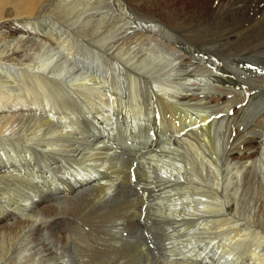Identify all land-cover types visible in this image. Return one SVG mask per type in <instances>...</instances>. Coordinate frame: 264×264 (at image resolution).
<instances>
[{"label":"bare ground","instance_id":"6f19581e","mask_svg":"<svg viewBox=\"0 0 264 264\" xmlns=\"http://www.w3.org/2000/svg\"><path fill=\"white\" fill-rule=\"evenodd\" d=\"M108 3L105 0H0V65L8 62H12L14 65L16 63L26 64L27 62L23 61V59H26L28 61L26 65L30 67V63H33L32 59L23 56L20 51L27 52L32 47L41 49L46 44L42 43L44 41L38 38L50 40L51 32L58 31L53 23L46 18H54L59 21L60 24L67 28V34L70 30L85 39L88 38L103 45L105 44L104 42L111 41L110 43L113 42V46H110L113 48L118 45H127L126 42L128 40L133 41L131 43H140L141 46H149L155 42L154 44H160L158 47L165 49V52L171 51L175 56L170 68H168L169 65L165 66V63L163 70L169 71V74L170 72H176L178 66L180 74L178 75V72H176V75L184 76L183 78L180 76V79H185L186 84L191 83L192 85L194 83L193 85L198 86L189 90L194 93L188 92L180 97L183 102H195L189 104L190 110L195 111L204 106L207 107V103H215L216 105L220 102L225 103L223 110L226 113L231 109V117H234L233 125L236 128L232 142L234 141L237 144L230 149L228 158L242 162V164L251 160L254 161L260 152L258 143L264 139V0H178L177 4L186 8L188 13L182 25L172 27L159 21H143L131 8L130 12L123 8L125 11L124 15L134 21L131 24L137 25L128 29L125 28L127 25L126 17L114 16ZM110 3L112 4V2ZM38 26L42 27V30H37L38 28L36 27ZM3 30L5 31L2 34ZM21 34L28 35L26 40L21 38L19 42L21 45L14 47V50L11 49V39H18ZM35 36L37 39H34ZM7 40L9 41L7 42ZM4 41L8 45L1 46V42ZM145 41L147 43H144ZM55 42L57 41L55 40ZM59 42L61 43V41ZM178 45L183 47V53L180 56L175 49L176 46L179 47ZM20 48L22 49L20 50ZM124 49L126 50V48ZM129 50L136 53L134 49ZM135 57V55L132 56L131 62H133L132 60ZM116 59L118 60V58ZM139 63L140 65L143 64L142 61ZM207 63H209L208 67H206ZM193 66H196V71L201 76L195 77V75H191L193 70H190ZM32 70L34 72L37 70L35 72L37 86L32 89V92L28 90L25 96H23L24 94L21 91L15 92L14 90L0 94V132L9 130L8 126L10 123L12 127H15L14 129L18 128L16 131L21 136L18 137L15 144L17 150H23L21 152L16 150L18 158H22L23 154L21 155V153H26L24 161H28L33 172H35V166L43 164L44 167H48V170L52 172H57V170L62 172V167L70 166L74 168L73 172L75 174H73L72 179L61 182L63 185H59L57 191L54 189V193L51 192L50 196L49 194L42 196L44 189L37 190L35 188V193H29L27 199L25 197L23 202L16 203L12 212L9 213L7 211L9 215H4L5 211L2 212L0 210V264H22L23 260H26L24 264H30V260L28 261L23 256L25 252L22 249L25 248L26 250L27 247L22 242L27 229H30L27 232L34 236L35 247L39 248L40 251L42 250L41 252L44 254L41 264H150L152 262L151 255H154L155 250L152 251L150 246H148L150 244L149 240L153 241V239L157 240L158 238L153 232L154 228L151 225L153 222L149 223V216L147 220H144L143 218L145 217H143L141 209H136V204H133L132 200H123L121 196H128V194L136 192L134 186L130 184V180L135 176L159 173L170 182H177V179L173 178L176 175L175 177L180 178L181 182L182 179L188 180L192 174H197L198 168L196 167V162H194L196 156L190 150L192 148L191 145L195 141L194 143L190 142V137L187 134L188 130L185 127L183 128V125L187 123V125H191L189 128H192L199 123L191 122L192 119L187 121L188 117L184 116L187 111L183 115L178 110V107H174L175 104L164 100H159L156 105L157 108L155 106L156 111L152 108L151 111H155L153 114L149 113L151 112L149 111L148 113L144 112L145 115L138 113L135 117L127 118L124 115V121L118 120L115 110L111 106L107 110H100L103 113L98 112L97 106L94 107L96 112L102 115L99 117L91 113L90 116L93 119H89V122L83 121L86 126L83 124L82 128L86 127L87 131H89L88 135L90 132L92 133V136H90L91 140L77 138L69 131L70 128L73 129L72 126H75V123L71 119L72 122H70L69 126L68 119L63 114L68 111L79 113V110L84 107L83 102L78 103L75 98L70 97V91L66 89V86L60 80L64 76L62 72L61 74L54 72L55 74L49 75L48 78V76L39 74V71L44 70L43 66L32 68ZM141 70L143 73L155 74L152 73V70L145 69L144 66L141 67ZM204 73L205 75L202 76ZM176 75L174 74V76ZM155 77L153 79H156ZM9 82L12 83V81ZM206 86H211L212 89L204 88ZM206 90L209 91L206 92ZM206 93L211 95L208 96ZM201 94L206 95L204 97ZM81 99L86 101L88 97L83 96ZM205 100L207 102L203 103ZM49 102L52 103L51 107H49L50 109L47 106L45 107V104L49 106ZM179 106L181 105L179 104ZM186 107H188V104ZM99 108L101 107L99 106ZM2 114L7 116H2ZM57 114L59 118L56 117ZM117 115L122 119V113ZM202 117L203 124L200 127L203 130L204 141L210 145L215 155L218 147L212 135L210 136V130L212 129L210 116L203 115ZM157 118L159 119L157 120ZM59 121L65 124V129L58 125ZM115 122L123 124L119 134L122 135L121 139L126 145V149H124L127 156L126 159L112 158L117 153L113 150L117 146L115 141L106 144L110 140L109 138L113 136ZM93 126L95 132L89 130ZM180 133L186 134L180 137ZM248 134L253 136H248ZM185 135L186 140H183L182 138ZM257 135L258 137H256ZM114 140L116 139L114 138ZM185 141L189 143L190 147H188L190 149L180 146L179 143ZM87 144L90 149L86 148ZM7 145L11 144L6 141L0 142V146H2L0 161H2V155L9 156L12 152L7 149ZM152 147L159 149L155 152H150L149 158L143 157V151H150L147 148ZM86 150L87 152H85ZM98 150L99 152L97 153ZM35 152L38 154H35ZM93 152L99 155L96 158V168L93 165L94 170H90L88 173H78L79 170L73 164L80 162L84 155H92ZM30 153L36 156L30 157ZM142 161H145V165H148L146 162L148 161L152 166L143 167L142 169ZM4 162H0V190H5L0 194L2 199L12 194L9 183L15 180V185L17 183L23 185L20 179L22 175H19L20 177L17 175L19 178H12L10 175L5 174L7 173L4 172L7 169V164ZM6 162L10 161L6 158ZM22 165L25 166L24 164ZM60 166L62 167L60 168ZM13 167L16 168L15 165ZM18 169H15V173H19ZM50 171L48 172L50 173ZM14 176L16 175L14 174ZM3 182H7L5 187L2 185ZM179 186L183 188L184 184H179ZM23 187L25 188L24 185ZM49 189L51 191L52 187L50 186ZM114 198H118V200ZM106 204H112L114 207H111V205L106 206ZM28 212H30L29 215H27ZM22 215L27 216L24 217ZM164 216V222L168 223V215L164 214ZM13 217H17L15 219L18 221H15ZM155 217L156 215H154ZM77 218L84 220V222L86 221L88 225L95 226V228L107 225L110 231L113 230L119 220L126 219L124 220L127 223L125 225L127 226L126 232L129 231L132 235L136 234L140 240L137 243L133 242L135 248H124L123 246L122 248L124 249H117L113 247L115 249L113 252L109 250V252L106 251V253L102 254L96 250L98 253H94V250L79 235L80 230L75 226L73 220ZM156 218L155 224L158 222ZM66 221H68L70 227L72 226L68 231L70 233H66L63 230L66 226ZM188 221L183 223L188 225L198 223L199 219H191L190 223ZM215 223L219 224V221L216 220ZM198 224L201 225L200 222ZM206 224V226L212 225L210 220ZM119 225H122V222L114 230L121 231ZM175 227L178 228L177 226ZM175 227H171L170 230L176 229ZM204 227L205 225H202V229ZM163 228L164 226L162 225L161 229L163 230ZM155 229L158 230V227ZM67 234L70 236H67ZM87 234L90 236L91 234L93 235V232L91 234L87 232ZM236 235L238 236L239 233ZM211 239L212 242H209V244H212L210 247L213 250L215 237ZM17 245L20 248H17ZM214 245L216 244L214 243ZM210 247L206 250H209ZM244 251L245 253L247 252L246 250ZM222 253L223 256H220L222 254L217 255L216 264H237L236 261L242 255L239 251L235 255L229 254L230 252L224 253V251ZM207 255L209 256V254H205L206 260H208ZM33 264L36 263L34 262Z\"/></svg>","mask_w":264,"mask_h":264},{"label":"rangeland","instance_id":"374dc122","mask_svg":"<svg viewBox=\"0 0 264 264\" xmlns=\"http://www.w3.org/2000/svg\"><path fill=\"white\" fill-rule=\"evenodd\" d=\"M105 1L109 2L108 5L114 16L123 17L125 16V11L123 10V8L128 12H130L129 10L131 8L132 11H134L141 20L159 21L160 23H163L169 27L182 25L186 20L185 17L188 13V10L186 8L182 7L180 4H177L178 0ZM110 2H112V4ZM46 19L53 23L55 28L58 29V31H56L57 33L51 32L52 36L50 37V40H45L46 38H38L39 40L44 41L42 43L46 44V46H43L44 48L42 47L40 49L37 47H32V49H29L27 52L20 51V53H23V56H26V58L28 57L29 59H32L33 63H30L31 68L27 67L26 64H28V61H26V59H23L25 63L27 62L26 64L16 63L14 65L12 62H8L3 63L4 65H0V78L2 79H0V94L2 92L14 90L15 92L21 91V93L24 94L23 96H25V93H27L28 90H31L32 92V89L36 88L37 86L35 77V72H37V70H35L34 72L32 68L43 66L44 70L39 71V74L46 77L48 76L49 78V75L51 76L55 73L61 74L62 72L64 76L63 79L60 80L66 86V89L70 91V93L68 91L70 97L75 98V101H77L78 103L83 102L84 107L82 110H79V113L75 111H68L66 114H63V116L68 119L69 126L70 122L73 121V123H75V126H72L73 129L70 128L71 130L69 129V131H71V133H73V135L77 138H87L88 140H91L90 136H92V133L90 132V134L88 135L89 131H87L86 127L82 128L83 124L84 126H86L85 122L83 121L89 122V119L92 120L93 118L92 116H90L91 113L100 117L102 114H99L98 112H101L100 110L102 109L107 110L110 106L115 110V114L118 120L124 121V115L127 118L132 116L135 117V115L138 113H143V115H145L144 112L148 113L152 110V108L154 110L157 108L156 105L159 103V100H164L175 104L174 107H178V110L181 111L183 115L185 114V111H187V114L184 115L185 117H188L187 121L192 119L191 122L199 123L192 128H189V126L191 125H187V123L183 125V128L185 127V129L188 130L187 134L190 137V142L194 143L195 141V143L191 145L192 148H189L190 145H188L189 143L187 142L189 141V139H187V141L183 143H179L180 146H183V148H189L190 150H192L191 153H195L196 158L194 162H196V167L198 168L197 174H192L190 179L188 180L182 179V183L179 180L180 178L178 179V177H175L176 175H174L173 178H176L177 182H170L159 173L147 176H135L130 180V184L134 186L136 192L130 193L128 194V196H121L123 200H132L133 204H136V209H141V211L143 212V217H145L143 218L144 220H147L149 216V223L151 224V221L153 222L151 224L152 228H154L153 232L156 236H158V238L157 240L153 239V241L149 240L150 244H148V246H150L152 251L155 250L154 255H151L152 262L150 264H216L215 261L218 259L217 255L222 254L220 256H223L222 251H224V253L230 252L229 254L231 255H235V253L238 251L242 253L241 258L236 261L237 264H264V139L259 141L258 143L260 152L259 156H257L254 161L251 160L248 161V163L242 164V162L231 160V158H228L230 149L237 144L234 141L232 142V137L234 136V131L236 128H234L233 125L234 117H231V109L228 111V113H226L223 110V108H225V103L220 102L216 105L215 103H207V107L204 106V109H196L195 111L190 110L191 108H189V104L195 102H183V100L181 101L180 97L182 94L188 92L194 93L190 92L189 90H192V88L194 89L198 86L193 85L194 83L192 85L191 83H189V86V84L185 83V79H180L184 76L180 75V77L176 75V72L180 70L178 66L176 72H170L169 74V71L163 70L165 63V66L169 65L168 68H170V64L175 58L174 54L171 51H167L168 53L165 52L166 50L158 47L160 46V44L156 45L154 44L155 42L149 46H141L140 43H131L133 41L130 40L126 42L127 45H118L119 48H117L118 46L116 48H113V42L110 43L111 41L104 42L105 44L103 45L98 44L97 42H93L88 38L85 39L79 34L73 33L70 30L67 34V28L64 25L60 24L59 21L54 18ZM131 22L133 23L134 21L126 17L127 25L125 28L128 29L129 27L131 28L137 26L136 24H131ZM36 28H38L37 30H42V27L38 26ZM4 31L5 30L2 31V34ZM27 36L28 35L21 34L18 36V39H11V49L21 45V43H19L21 38H23V40H26ZM34 39H37L36 36L34 37ZM55 40L57 42H55ZM8 41L9 40H7V42ZM59 41H61V43ZM144 43L147 42L145 41ZM6 44L8 45V43H6L5 41L1 42V46ZM178 46L179 47L176 46L175 49L179 52L180 56L183 53V47H180V45ZM124 48H126V50ZM21 49L22 48H20V50ZM129 49H134L138 56L136 55V53L131 52V50ZM133 55H135L136 57L132 60L133 62H131L130 59H132ZM115 57L118 58V60ZM136 60L138 61V63ZM134 61L136 62L134 63ZM141 61L143 62L142 65H140L139 63ZM142 66H144V68L147 70H152V73L155 74H148V72H144V74L141 70ZM208 66L209 63H207L206 67ZM195 67L196 66L191 67L190 71L193 70L191 75H195V77L201 76L199 73H197ZM199 68L201 69V67ZM174 74L176 76H174ZM177 74L179 75L180 73L178 72ZM204 75L205 73L202 76ZM64 77L66 78L64 79ZM154 77L156 79H153ZM9 81H12V83ZM201 87L203 86L201 85ZM204 88L212 89L211 86H206ZM208 91L209 90H206V92ZM206 94L201 95L205 97ZM82 95L88 97V101H82ZM207 95L210 96L211 94L209 93ZM206 102L207 101L205 100V102L203 103ZM49 103V106L47 105L48 102L47 104H45V107L47 106L48 109H50L49 107H51L52 104L51 102ZM179 104L181 106H179ZM187 104L188 107H186ZM97 106L98 112H96V108H94ZM99 106L101 108H99ZM216 109L218 110L216 111ZM155 111H151L149 113L153 114ZM120 113H122V119L117 115ZM6 114H2V116H7L8 114ZM74 114L77 115L75 116ZM201 115L210 116V121L212 124L210 136L212 135V138L216 141L215 143L218 147L215 155L212 152L210 145L204 141L203 130L200 127V125L203 124V117ZM184 116L183 118L186 119ZM56 117L59 118L58 114L56 115ZM158 119L159 118H157V120ZM194 119L195 121H193ZM60 122L62 121H59L58 125H61V128L63 127L65 129V124L63 122ZM77 123L79 124V126ZM119 123L120 124H117L115 122V131L113 133V136L109 138L110 140H108L106 144H110L112 141H115L117 146L113 150L117 153L114 154V157L112 156V158L116 157L115 159L120 160L126 159L127 156L126 152H124V149H126V145L121 139L122 135L119 134L120 129L123 128V124L121 122ZM8 128L9 130L0 132V142L6 141L11 144L7 145V149L12 151L10 155L7 153V155H9L11 158L9 156L2 155V161H5L4 163L7 164V169L4 172H7L5 174L8 176L10 175V177L12 178H19L22 175L20 179L25 188L21 183H17L15 185V180L9 183V187L11 185L10 189H12V194L7 195L6 198L3 197V199L2 197L0 198V210L2 212L5 211L4 215H9V213L12 212L15 208L16 203L23 202L25 197L27 199V195L34 192L35 188H37V190H41L43 188L44 191L42 196H44V194H49L50 196L51 192L54 193V189L55 191H57L58 186L63 185L61 184V182L63 183V181L66 182L67 180L72 179V177L74 176L73 174H75L73 172L74 168L70 166H67L66 168L60 166V168L62 167V172L58 170L57 172H52L48 170V167H44L43 164H38V166H35V172H33L32 167L29 166L28 161H24V156L26 157L27 155L26 153H21V155L23 154L22 158H18L17 153L23 151L22 149H19L20 151L17 150V146L15 144L18 137L21 136V134L16 131L18 130V128L14 129L15 127H12L11 123L9 124ZM89 130L95 132L94 126ZM183 134L186 133H180L179 136L182 137L181 135ZM248 136L253 135L248 134ZM256 137H258V135ZM114 138L116 140H114ZM182 139L186 140V135ZM86 146L87 149H90V147H88V144ZM1 149L2 146H0V150ZM147 149H149L150 151H143V157H145L146 159L150 157V152H155L159 148L156 149L152 147ZM85 152H87V150ZM95 152H93L92 155H84L80 162H76V164H73L76 169L79 170L78 173H88L90 172V170L92 171L96 168V158H98L99 156L97 154L99 150L97 151V153ZM35 154L38 153L35 152ZM35 154L30 153V157L36 156ZM6 158L8 161H12V163H7ZM144 162L143 165L141 164L142 169L143 167L152 166L150 163H148V161L146 162L149 166L145 165ZM22 164H24L25 166H23ZM13 165H15L16 168H14ZM93 165L95 168H93ZM134 167L136 168V166ZM15 169H18L19 173H15ZM48 171H50V173ZM1 172L3 171L1 170ZM40 172L42 173L40 174ZM14 174L16 176H14ZM17 175L20 176L18 177ZM49 175L52 177H50ZM40 179L43 181H41ZM4 182L2 184L3 187L7 185V182ZM19 184L21 185V187ZM49 184L52 187L51 191H49ZM179 184H184V189L179 186ZM3 191L5 190H0V194L3 193ZM114 199L118 200V198ZM110 205L111 207H114V205L112 204H106V206ZM29 214L30 212H28L27 215ZM164 214L168 215V223L164 222ZM194 214L195 216H193ZM27 215L22 216L25 217ZM154 215H156L157 218H155L157 219L156 221H158L156 224ZM176 217L178 218V220ZM15 218L17 217H13V219ZM189 219H199L201 225L198 224L199 222L189 225L184 224L185 222L187 223ZM16 220L17 219H15V221ZM73 220L75 222V226H77L78 230H80L79 235L83 237L85 243L94 250V253H98L97 251H99L103 254L106 253V251L109 252V250L113 252V250H115L113 247H116L117 249H124L127 247L135 248L134 243H137L140 240V238L136 234L132 235L129 231L126 232L127 226L125 225L127 223L124 221L126 219L119 220L112 231L108 229L107 225L105 227L95 228V226L88 225L86 221L84 222V220L78 218ZM190 220L188 221L189 223ZM209 220L211 221L212 225L206 226V223H208ZM216 220L219 221V224L215 223ZM80 222L82 223V225ZM121 222L122 225H119V229L121 231L114 230L116 226ZM68 224V221H66V226L63 228L66 233H70L68 231L72 227H70ZM182 224L185 226H183ZM162 225L164 226L163 230L161 229ZM202 225H205L203 229ZM175 226H177L178 228H176ZM156 227H158V230L155 229ZM171 227H175L176 229L170 230ZM27 230L28 232L30 231V229ZM27 230L25 231L26 235L23 236L24 238L22 239L23 244L27 246L26 250L25 248H22L25 252L23 256L28 261L30 260V264H33L34 262L36 264H41V259L44 254L43 252H41L42 250L40 251L39 248L35 247L36 242L33 239L34 236L31 235V233H28ZM87 232L90 234L91 232H93V235L91 234L90 236H88L89 234H87ZM216 233L219 234L218 237ZM237 233H239L238 236L236 235ZM67 236L70 235L67 234ZM92 236L94 239L92 238ZM213 237H215V241L213 242L214 248L212 250L210 247V245L212 244H209V242H212L211 238ZM85 238L88 240L86 241ZM156 243H158L159 246L158 244L156 245ZM214 243L216 245H214ZM123 246L124 248H122ZM208 247H210L209 250H206ZM17 248H20V246L17 245ZM243 249L247 252L245 253ZM206 253L209 254V256L207 255L208 260L205 259ZM37 258H39L40 260ZM23 261L21 262L22 264H24L26 260Z\"/></svg>","mask_w":264,"mask_h":264}]
</instances>
